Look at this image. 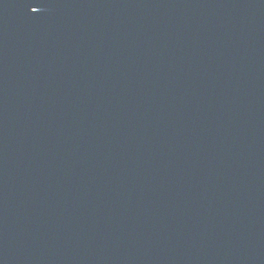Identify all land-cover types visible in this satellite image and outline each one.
Listing matches in <instances>:
<instances>
[{
    "label": "water",
    "instance_id": "95a60500",
    "mask_svg": "<svg viewBox=\"0 0 264 264\" xmlns=\"http://www.w3.org/2000/svg\"><path fill=\"white\" fill-rule=\"evenodd\" d=\"M0 264H264V0H0Z\"/></svg>",
    "mask_w": 264,
    "mask_h": 264
},
{
    "label": "snow or ice",
    "instance_id": "6c2138e0",
    "mask_svg": "<svg viewBox=\"0 0 264 264\" xmlns=\"http://www.w3.org/2000/svg\"><path fill=\"white\" fill-rule=\"evenodd\" d=\"M34 12H36V11H34Z\"/></svg>",
    "mask_w": 264,
    "mask_h": 264
}]
</instances>
